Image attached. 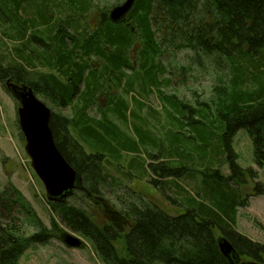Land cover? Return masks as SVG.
<instances>
[{"label":"trees","instance_id":"obj_1","mask_svg":"<svg viewBox=\"0 0 264 264\" xmlns=\"http://www.w3.org/2000/svg\"><path fill=\"white\" fill-rule=\"evenodd\" d=\"M62 1L67 11L54 10ZM112 1L103 6L100 23L92 30L82 20L99 6L94 0H0V81L30 86L47 102L53 112L55 143L81 178L80 188L67 200L46 198L54 215L50 227L13 184L0 191V264H20V257L31 247L61 241L65 231L86 240L102 264H232L220 250L221 237L230 240L241 262L264 264V244L236 230L239 207L244 204L239 177L247 173L257 178V174L238 164L233 146L238 131L245 130L253 143L255 164L264 165V0H136L119 22L109 19V8L123 0ZM12 43L17 44L13 50ZM136 44L137 67L130 58ZM170 51L187 52L186 63L171 68L157 62ZM93 58L103 62L100 69L90 65ZM38 65L53 71H39ZM139 67L145 74L137 72ZM210 68L214 73L211 96L209 102L197 100V108L160 90L172 82L167 74L179 70L184 83L196 69L207 73ZM109 83L125 85L128 91L136 86L156 89L161 99H174L182 117L172 112L169 117L184 130L189 119L209 122L206 128L191 129L192 144L213 145L216 142L211 140L217 138L231 170L230 175L220 168L215 172L220 185L214 181L209 188V205L196 200L200 194L175 191L176 186L166 183L177 197L185 196L189 206L185 213L169 215L145 196L128 191L129 202L116 195L119 204L105 225L95 222L93 202L109 186L121 187L103 164L116 149L111 142L119 149L128 147L111 120L124 118L127 105L121 96H107L99 119L89 115L98 105V96L111 87ZM200 106L206 107L205 113ZM69 107L71 116L55 110ZM166 137L183 144L172 130ZM81 142L94 145L96 152L88 153ZM158 159L163 166L184 161L173 152ZM156 166L148 164L154 176L147 171L156 186L177 174L175 169L158 173Z\"/></svg>","mask_w":264,"mask_h":264},{"label":"rangeland","instance_id":"obj_2","mask_svg":"<svg viewBox=\"0 0 264 264\" xmlns=\"http://www.w3.org/2000/svg\"><path fill=\"white\" fill-rule=\"evenodd\" d=\"M107 2H110V5L113 3L112 0H94V3L99 4V6L95 7L92 13L82 20L83 26L93 30L94 25L100 23L102 8L106 6ZM45 5L49 4L45 2ZM111 9L112 7L109 8V10ZM54 10L67 11L64 8V1L56 3ZM0 31L2 32V30ZM14 46H17V44L12 43L10 49L13 50ZM138 50L139 45L136 44L130 51L131 62L136 67L139 62L137 61ZM186 55L187 52L185 51H170L158 59L157 62L161 60L165 67L177 68L186 63ZM89 63L98 69L103 64L101 60L99 61L96 58L90 60ZM38 70L45 73L53 71L41 65H38ZM136 70L141 75L145 74V70L140 69V67ZM170 72L172 71L170 70ZM205 72V69L202 73L196 69L193 75L187 76V81L182 83L183 74L179 70L174 71L173 75H166V77H171V84L161 86L160 90L167 96H175L177 99L197 108V100L209 102L214 83L211 76L212 69L210 68L207 73ZM126 73L129 76L131 71H126ZM124 82H126V78ZM109 85L111 87L108 91L98 96V105L89 111V115L99 119V111L106 108L108 97L111 95L121 96L127 105L123 110L124 118L115 116L111 120L120 128L123 134L122 142H125L128 147L119 149L116 143L111 142L116 149L112 153L105 154L107 158L103 161V164H107V172L121 183V187L109 186L103 197L99 196L93 202L95 206L91 209L96 216L95 222L99 226L105 225L112 217L111 212L116 208H114V205L119 204L116 195L123 198V201L129 202L132 197L130 193H127L128 191L145 196L147 201L155 204L169 215L174 216L185 213L189 207L185 196L183 198L177 197L172 190L166 189V183L167 185L170 183L176 186L173 189L175 191L188 192V194H196L197 196L200 194V197H196V200L209 205L210 199L206 195L209 188L215 184L214 181L217 182V185H220L215 172L220 168L222 174H231L230 167L225 161L226 155L223 153L220 141L217 138L211 140L212 144L216 142L213 145L210 143L202 144L200 141H197L194 146L192 144V139H190L191 129L196 127L206 128L209 122H203L201 118H195L201 120L200 122L189 119L187 120L189 123L186 126L187 130H184L176 124L175 119L169 117L171 112L177 118L182 117L181 113L176 110L174 99L169 101L161 99L160 93L156 89L144 91L136 86L135 90L128 91L125 85L121 88L112 83H109ZM42 100L47 104L44 99ZM200 108L204 113L206 112L205 106H200ZM55 110L66 116L72 115L71 107L64 111ZM204 113H201V115ZM152 114L154 117L151 116ZM17 122L15 99L7 92L0 81V191L4 190L9 183L13 184L21 191L45 225L50 227L51 217L54 215L46 204L45 187L31 168L30 159L25 152V140L22 139ZM171 130L177 137L182 139L183 144L178 145L168 141L167 131ZM140 134L144 137H141ZM158 139L163 142L161 145ZM151 140L156 141L157 146ZM82 145L88 153L96 152L94 145H86L85 143H82ZM233 146L239 154L238 164L244 169L253 168L255 174H257V178H253L247 173L239 177L243 179L239 192L241 201L244 204L239 207L236 230L249 239L264 244V165L259 167L255 164L253 143L245 130L238 131ZM169 152L175 153L176 156H182L184 161H174L170 162L169 165H160L159 156L167 155ZM101 153H104V151L100 150ZM164 159L166 160V158ZM150 162L157 164L155 169L158 173L175 169L177 174L167 178V182L156 186L151 182L150 175L154 176L152 172L155 171L148 167ZM112 192H115V194ZM167 193L172 195L171 198H166ZM80 238L85 243L83 248H68L58 239H54L47 245H35L20 257L19 263L102 264L93 252L91 245L82 237ZM246 261V259H242V262Z\"/></svg>","mask_w":264,"mask_h":264},{"label":"water","instance_id":"obj_3","mask_svg":"<svg viewBox=\"0 0 264 264\" xmlns=\"http://www.w3.org/2000/svg\"><path fill=\"white\" fill-rule=\"evenodd\" d=\"M136 0H125L109 12L112 22H119L131 11ZM7 91L16 100L18 124L25 140V152L31 168L43 183L48 201H65L80 188L81 178L59 151L51 127V108L27 85H16L10 80ZM63 244L68 248H80L84 241L75 234L65 231L61 234ZM220 250L232 264H256L241 262L240 257L225 237L219 239Z\"/></svg>","mask_w":264,"mask_h":264},{"label":"flooded vegetation","instance_id":"obj_4","mask_svg":"<svg viewBox=\"0 0 264 264\" xmlns=\"http://www.w3.org/2000/svg\"><path fill=\"white\" fill-rule=\"evenodd\" d=\"M94 26H95V25H94ZM8 80H9V79H4V80L1 81L3 87L6 88V83H7ZM10 81H11V80H10ZM11 83L16 84V83H14V82H12V81H11ZM16 85H17V84H16ZM9 94H10V93H9Z\"/></svg>","mask_w":264,"mask_h":264}]
</instances>
